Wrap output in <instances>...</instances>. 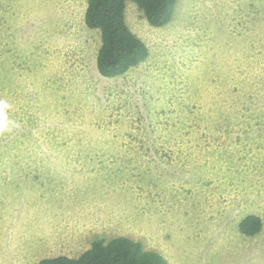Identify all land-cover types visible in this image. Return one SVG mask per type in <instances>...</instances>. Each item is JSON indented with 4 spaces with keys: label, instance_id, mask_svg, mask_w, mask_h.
Here are the masks:
<instances>
[{
    "label": "rangeland",
    "instance_id": "1",
    "mask_svg": "<svg viewBox=\"0 0 264 264\" xmlns=\"http://www.w3.org/2000/svg\"><path fill=\"white\" fill-rule=\"evenodd\" d=\"M87 0H0V264L126 236L170 264H264V0H177L125 74ZM257 215L261 230L239 229Z\"/></svg>",
    "mask_w": 264,
    "mask_h": 264
},
{
    "label": "trees",
    "instance_id": "2",
    "mask_svg": "<svg viewBox=\"0 0 264 264\" xmlns=\"http://www.w3.org/2000/svg\"><path fill=\"white\" fill-rule=\"evenodd\" d=\"M147 22L160 27L173 18L177 0H131ZM127 0H87L84 22L97 29L100 46L96 55V68L106 78L125 74L149 55L144 41L128 26L125 19ZM262 227L260 217L251 214L239 223V229L248 236L257 234ZM38 264H170L158 252L126 236L109 240L94 239L77 257L57 255L42 258Z\"/></svg>",
    "mask_w": 264,
    "mask_h": 264
},
{
    "label": "clouds",
    "instance_id": "3",
    "mask_svg": "<svg viewBox=\"0 0 264 264\" xmlns=\"http://www.w3.org/2000/svg\"><path fill=\"white\" fill-rule=\"evenodd\" d=\"M10 107L5 100H0V134L11 132L13 129L19 127L16 121L10 120L8 117L7 110Z\"/></svg>",
    "mask_w": 264,
    "mask_h": 264
}]
</instances>
